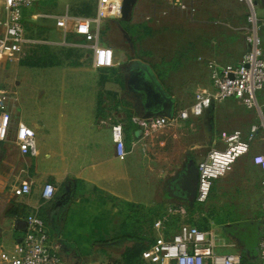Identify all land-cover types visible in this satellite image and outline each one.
<instances>
[{
	"label": "crops",
	"instance_id": "obj_1",
	"mask_svg": "<svg viewBox=\"0 0 264 264\" xmlns=\"http://www.w3.org/2000/svg\"><path fill=\"white\" fill-rule=\"evenodd\" d=\"M39 1L49 2L47 5L41 6ZM168 1L170 4L171 0ZM180 1L185 2L194 10L187 11L176 5L174 7L183 12V16H187V18H183L179 26L189 25L191 31L190 39H187L189 35L184 32L183 37L178 40L181 41L178 46L181 49L179 55L183 57H181L183 66L186 65L188 68L192 66L194 70L198 68V72L195 71L196 75L192 72L196 79L191 84V90H193L191 99L188 100L183 95L180 100L173 97L175 106L177 103L182 104L180 109H183L192 104L197 92L203 89H212L210 62L238 64L248 50L244 51L238 60L232 58L229 60L231 62H228L222 53L218 54L220 49H225L224 40L217 38L218 35H212L209 40L204 34L199 33L205 31L204 29L209 31L212 25L202 20H193L198 12L197 0H190L189 3L185 0ZM235 2L240 3L238 0ZM57 3L59 10L51 11L49 7ZM256 4L259 6V13L261 11L260 17L264 16V0H256ZM67 6L72 7L80 15L94 16L97 10V4L94 7L95 12L88 4L91 12L83 13L80 11L81 4L75 5L71 0H36L30 8L24 10L23 17L25 36L32 42L28 43L24 47L23 53L15 56L14 59L18 60L29 51V48L34 47V57L37 55L41 57L43 53V57L49 56L39 63L27 65L19 62L12 64L7 70H0V89L8 92L7 108L12 119L10 138L0 141V145L7 141L14 143L11 145L12 150L0 161V264H8L2 259L1 254L3 252L12 253L16 244L21 241L28 214L36 212L39 217L43 215L46 218L47 221L44 222L51 240L59 244V251L67 262L85 264L86 255L80 253L77 244L70 236L64 238L65 233L75 232L76 237L78 235L84 237L87 231V228H83L84 213L98 210L102 219L106 218L102 223L103 226L107 225L108 227L112 224L116 226L115 230L110 229L108 231L111 232L103 233L108 238L113 232H116L117 216L125 210L119 208L117 203H120V200L123 202L133 199L137 203L143 202L142 192L133 193L129 186V170L133 171V174L136 173L138 185L146 183L150 166H145L148 164L145 156H148L154 134L148 137L151 132L145 134L144 129L133 121V117H145L146 113L155 111V99L148 100L149 96L143 88L142 82H139L137 87L128 82L125 92L122 93L121 82L114 79L104 80L102 71H111L115 74V72L122 73L124 69H129L131 78L132 71L129 64L132 60L137 59L149 64L158 81L166 90H169L165 82V72L167 71L161 70L159 67L155 69V65L146 59L145 55L148 54V51H152L149 50L152 46L146 44L145 35L141 30L139 32V30L130 28L133 20L126 21V25L109 22L105 28L107 33L104 36L101 34L102 28L100 27V43L113 48L115 65L108 68L95 67L92 50L84 38L78 35L72 27L63 32L56 26V16L62 13L63 8ZM33 7L37 9H33ZM61 10L63 11L59 12ZM49 18L53 20L45 22ZM40 19L43 20L40 21ZM190 20L191 23H189ZM28 24L31 27H27ZM134 24H143L150 28L148 21L147 24L146 22ZM54 34L62 35L63 39H52L51 36ZM68 36L73 40L68 42ZM40 46L44 47L39 48ZM165 55L166 52H163L160 60H156L159 65L162 62L166 63ZM0 64H2V68H5V61H1ZM179 69L185 72L182 66ZM137 76L141 80L146 79L145 82L149 79L141 74H137ZM152 89H154L153 86ZM228 100L215 104V107ZM231 100L237 106L255 111V109L238 104L234 99ZM149 102H151L150 105H155L153 109L143 110L140 107V105L147 107ZM126 105L136 106L138 109L129 107L126 110ZM237 106L232 110L224 108L222 114L231 119H238L239 127L246 126L249 132L250 126L254 124L253 117L250 113L239 110ZM127 113H131L130 117ZM107 116L120 120L125 126V144L129 153L124 157H118L116 154L110 125L101 122ZM199 119L203 120V117H193L182 120L177 125L166 127L178 129L183 134L189 135L190 130L195 128V123ZM20 121L36 130L38 147L36 155L21 153L14 141L16 128ZM258 152H264V148L253 147L250 159ZM85 168H89V174H85ZM23 181L31 182L32 192L28 195L16 196L13 192L14 188ZM46 182H51L56 186L55 196L48 201L41 196V189ZM263 182L264 177L260 181L261 197L257 207L260 218L256 221L250 220L260 233L263 226L260 210V201L264 196ZM58 188L60 192L57 193ZM68 189L70 194L66 193ZM119 193H123L124 196ZM145 193H148V188ZM166 211L167 209L165 213L158 216H169V211ZM90 230L92 232L93 229L90 228ZM222 233L237 243L236 250L249 256L255 255L257 249L253 251L247 247L246 243L242 244V240L239 241L223 231ZM102 238L103 240H101ZM102 238L96 239L95 242L102 241L99 243L103 244L106 238L104 239V235ZM95 245L92 247L95 248ZM68 251L72 252L74 256H71ZM87 253L91 255V252ZM66 257L71 260L69 261Z\"/></svg>",
	"mask_w": 264,
	"mask_h": 264
},
{
	"label": "rangeland",
	"instance_id": "obj_2",
	"mask_svg": "<svg viewBox=\"0 0 264 264\" xmlns=\"http://www.w3.org/2000/svg\"><path fill=\"white\" fill-rule=\"evenodd\" d=\"M71 1L75 5L81 4L80 11L83 13H90L91 9L95 12L94 7L98 4V0ZM176 1L179 2L180 0ZM185 1L189 3L190 0ZM48 2L49 1H39L41 6L47 5ZM88 4L92 6L91 9H89ZM170 4L172 5V3ZM170 4L168 0H138L133 9L134 15L132 24L137 22H146L147 24V21L150 23L149 31L144 28L141 29L145 35L144 39L146 44L153 47L149 49L152 51H148V54L145 55L146 59L149 60L151 64L155 65V69L156 67L157 69L159 67V69L167 71L165 72V82L169 89L168 92L171 93L175 99L180 100V98H182L181 95H183V97H186L189 100L193 94L191 84L196 79V77L194 78L193 73L196 75L195 71L198 72V68H195L194 70L192 66H190V68L186 65L183 66L181 60L182 56L179 55L181 49L178 48L181 41L178 40L183 37L182 35H184V32H187V35H189L187 39H190L191 31L189 25L183 24L184 27L179 26L183 18H187V16H183V12L175 9V6H171ZM197 5L198 12H196L193 20H202L212 25V28L209 31L202 28L205 31L199 33L204 34L209 40L212 35H218L216 37L221 38V40H224V43H226L224 44L225 49H220V52H218L219 55L222 53L223 57L228 59V62H231L229 61L230 59L235 58L238 60L244 51L249 50L250 45L248 43L245 44V36L248 32L249 24L247 22V8L244 4L237 3L235 0H197ZM33 9L37 8L33 7ZM49 9L51 11H58V3L54 4V6H50ZM63 10L59 12H62ZM256 10L259 23V33L262 38L261 47L264 50V16L262 15V17H260L261 11L259 13V6L257 4ZM4 16V7L0 4V18ZM41 20L43 19H40V21ZM52 20V18H49L46 19L45 22ZM109 22H118L121 25L127 24V22L121 20V18H111L109 20L102 19V36L107 33L105 32V28L109 25ZM189 23H191V20ZM27 27L31 26L28 24ZM222 27L223 29H220ZM51 38L62 40L63 36L54 34ZM72 40L73 39L70 36L67 37L68 42ZM43 47L44 46H40L39 48ZM33 49L35 50V47L29 48V51L25 55H22L18 60L0 58V62H6L5 68H2V64H0V70H7L12 64H18L19 62L27 65L39 63L42 59L49 56L46 55L43 57V53L41 57H38V55L37 57H34L35 53L33 52ZM163 52H166L165 56L167 60L165 64L162 62V64L159 65L156 60H160ZM181 66L185 69V72L179 69ZM128 70L124 69L122 73L115 72V74L111 73V71H102L103 79L120 81L122 93H124L130 78ZM258 96L261 102L264 101V89L263 91H258ZM126 106L128 107H125L126 110H128L129 107L135 110L137 108L132 105ZM181 106L182 104L177 103L174 112L179 110ZM236 106L237 105H235L231 99L222 105H216L211 113L213 117V136H209L206 133L205 122L202 119H199V121L195 123V128L190 130L189 135L183 134V132H180L178 129H170L168 127L159 128L148 135V137H151V135L154 134V139L150 143V150L147 154L148 156H145L148 161V164H145V166H150L148 180H145L146 183L144 182L143 184L141 183L138 185L136 173L133 174V171L131 172L129 170V186L133 190V193L138 194L139 191L142 192V195H144L142 198L143 202L137 203L134 201L135 199H133L131 201L123 202L120 200L121 202L117 203L119 208H123L125 209L124 211L129 212H127L129 214V219L125 217L126 215L122 216L124 211L119 214L117 216L118 227L116 232H113L108 238H106V234L103 233H106L110 229L115 230L116 226H114V224L110 226L108 225V227L107 225L103 226L102 223L106 218L102 219L100 211L93 210L86 212L83 215V219L85 220L83 228H87L84 237L78 234L76 237L75 232H66L64 235V238L70 236V238L77 244L80 253L86 255L85 264H126L123 260V252L126 247L132 246L136 242L144 244L150 242L151 237L156 233L153 229L152 223L159 214L165 213L166 209V212L172 209L169 211V218H171L170 220L173 226H177L182 222L190 220L191 222L197 223L199 226L201 225L210 229L212 228L221 233L223 231L239 241L242 240V244L246 243L249 249L256 251L259 234L255 226L251 225L252 223H249L248 221H256L260 218L257 207L261 197L260 181L264 177V171L252 163L250 159L251 151L247 155L241 157L225 177L214 181V188L207 202L194 203L190 210L187 208L186 199L175 196L174 190L169 191L167 189L170 181L184 168L186 162H188L190 158H192L196 165H198L200 159L205 156L208 149L214 144V141L217 145L221 144V137L219 134L222 129L229 130L238 126L236 128L241 129L244 137L247 139L249 134L247 127H239L238 119H231L222 114L224 108L232 110V108ZM237 108L250 113L253 117L252 119L254 123L261 124V118L256 110V112L254 110H247L242 106H237ZM127 114L130 117L131 113ZM222 118L223 120H221ZM250 142L252 148H264L263 130L261 129L259 134H257ZM13 144V142L7 141L2 147H0V161L4 155L12 150L11 145ZM59 188L57 193L60 192ZM146 188H148V193H145ZM66 193L70 194L71 192L68 189ZM176 209H178V211ZM41 217L44 221L46 220L43 215H41ZM242 220L244 221L241 222L239 226L232 225L231 227H225L226 224L233 222L236 223ZM126 223V229L121 230L120 226L122 227ZM224 227L226 228L225 231ZM90 228L93 229L92 232ZM109 232L111 231H108L107 233ZM113 234H119V237L114 239L112 238ZM102 235H104V239L106 238L108 240H104L103 244L99 243H102V241L95 242L96 239L102 238ZM101 240H103V238ZM94 244L97 245H95V248L92 247ZM233 250L222 249L218 251L228 252ZM88 251L91 252V255L87 253ZM69 253L71 256H74L72 252ZM67 259L69 261L71 260L69 258ZM127 264L151 263L139 258Z\"/></svg>",
	"mask_w": 264,
	"mask_h": 264
},
{
	"label": "built area",
	"instance_id": "obj_3",
	"mask_svg": "<svg viewBox=\"0 0 264 264\" xmlns=\"http://www.w3.org/2000/svg\"><path fill=\"white\" fill-rule=\"evenodd\" d=\"M35 1L0 0L5 13V16L0 18V58L13 60L32 42L25 36L23 17L24 10L30 8ZM122 1L98 0L94 16L80 15L70 6L56 16V26L59 29L66 32L72 27L88 43L95 67L108 68L115 65L113 48L100 43V27L102 19L121 17ZM238 1L247 8L249 24L246 41L250 48L241 61L238 64L210 62L212 89L197 92L192 104L175 112L172 118L163 115L133 117V121L148 134L159 128L177 125L182 120L202 117L206 109L226 99H234L238 104L258 112L261 124L254 123L250 126L247 139L241 129L223 130L219 134L221 144L217 145L214 141L205 157L199 161L195 203L209 200L214 181L230 172L234 164L251 151L250 141L261 129L264 132V101L261 102L258 96V91L264 89V51L261 47L256 0ZM171 3L187 11L194 10L183 1L171 0ZM8 98V92L0 89V141L10 138L12 119L7 108ZM101 122L111 127L117 156H126L129 151L125 144L123 122L112 116L103 118ZM14 141L21 153L37 154L36 130L22 121L18 122ZM251 161L264 170V152L254 154ZM89 171V168L84 169L85 174H89ZM13 192L16 196L31 194V182H21ZM55 193L56 186L51 182H46L41 189V196L46 201L51 200ZM119 194L124 196L123 193ZM187 208L190 210L188 204ZM260 210L263 226L254 256L236 250L237 243L218 230L199 226L190 220L173 226L169 216H158L152 223L156 233L151 237L147 248L141 252V258L151 264H264V196L260 201ZM222 249L235 250L218 251ZM1 257L8 264H71L60 253L59 244L51 240L44 220L36 212L26 216L23 237L16 244L14 251L10 254L3 252Z\"/></svg>",
	"mask_w": 264,
	"mask_h": 264
},
{
	"label": "water",
	"instance_id": "obj_4",
	"mask_svg": "<svg viewBox=\"0 0 264 264\" xmlns=\"http://www.w3.org/2000/svg\"><path fill=\"white\" fill-rule=\"evenodd\" d=\"M138 0H123L122 1V11H121V20L123 21H131L133 17V9ZM130 69L132 71V76L134 74H141L142 76H147L149 81L152 83L154 89L149 88V95L154 97L155 99V111L149 112L145 114V117L157 115L167 116L172 118L175 114V100L171 93H169L162 84L158 81L156 75L151 70L149 64L141 62L140 60H132L129 64ZM130 79V78H129ZM146 90V88H144ZM153 90V91H152ZM151 102H149L148 106ZM215 105L210 106L205 110L203 114V120L205 122V130L209 136H213V125L212 120L213 117L211 115L214 110ZM152 111V110H151ZM177 183L179 184V188L184 191V199L187 200L189 207H193L195 203L196 196V188L198 182V167L195 161L190 158L188 162L185 164V169L180 173L179 178L177 179Z\"/></svg>",
	"mask_w": 264,
	"mask_h": 264
},
{
	"label": "trees",
	"instance_id": "obj_5",
	"mask_svg": "<svg viewBox=\"0 0 264 264\" xmlns=\"http://www.w3.org/2000/svg\"><path fill=\"white\" fill-rule=\"evenodd\" d=\"M130 28L131 29H134V30H139V32H140V30L142 29V28H144V29H147V31H149V29L150 28H147L145 25H143V24H132V26H130ZM161 77H162V75H161ZM161 81V80H160ZM168 91V90H167ZM2 143V142H1ZM2 145V144H1ZM0 145V146H1ZM213 188H214V186H213ZM123 211H121V213H122ZM129 213V212H128ZM127 213V211H124L123 212V215H126L125 217H127L128 219H129V214ZM244 220H242V221H238V222H233V223H230V224H226L225 225V227H231L232 225H240L241 224V222H243ZM249 223H252L251 221H248ZM251 225H253V226H255V224H251ZM259 225H260V223H259ZM258 225V226H259ZM127 226V223L125 224V225H123L122 227L120 226V229L122 230V229H126L125 227ZM201 226V225H200ZM203 227V226H202ZM224 227V231H225V228ZM259 228V227H258ZM257 231H258V234L260 233L259 232V229H257ZM227 234V233H226ZM119 237V234H113L112 235V238H118ZM111 239V238H110ZM106 240H108V239H106ZM105 240V241H106ZM149 243V242H148ZM148 243L147 244H144V243H139V242H136L134 245H132V246H128V247H126V249L124 250V252H123V260H124V262L127 264V263H130V262H132V261H135V260H137V259H142L141 258V252L145 249V248H147V246H148ZM143 260V259H142Z\"/></svg>",
	"mask_w": 264,
	"mask_h": 264
},
{
	"label": "flooded vegetation",
	"instance_id": "obj_6",
	"mask_svg": "<svg viewBox=\"0 0 264 264\" xmlns=\"http://www.w3.org/2000/svg\"><path fill=\"white\" fill-rule=\"evenodd\" d=\"M139 80H141L140 78H139V76H137V74H134V76L132 77V78H130L129 79V82L131 83V84H134L136 87H137V85H139V82H142V85H143V88H146V93L148 94V100L149 101H153L154 100V98H152V96H150L149 95V88H152V84H151V82L149 81V79H147V81L145 82V80L146 79H143V80H141V81H139ZM153 91V90H152ZM140 107L143 109V110H150V109H153V107H154V105L152 104V106L150 107V106H147L146 107V105H140ZM183 169H185V166H184V168ZM183 169L180 171V172H178L177 174H176V176H175V178H173L171 181H170V183H169V185H168V187H167V189L169 190V191H172V190H174V192H175V196H177V197H179V198H182V199H184V191L181 189V188H179V184L177 183V179L179 178V175H180V173L183 171ZM196 191H197V188H196ZM170 193V192H169ZM187 204H188V202H187ZM189 205V204H188Z\"/></svg>",
	"mask_w": 264,
	"mask_h": 264
},
{
	"label": "clouds",
	"instance_id": "obj_7",
	"mask_svg": "<svg viewBox=\"0 0 264 264\" xmlns=\"http://www.w3.org/2000/svg\"><path fill=\"white\" fill-rule=\"evenodd\" d=\"M264 171V170H263Z\"/></svg>",
	"mask_w": 264,
	"mask_h": 264
}]
</instances>
